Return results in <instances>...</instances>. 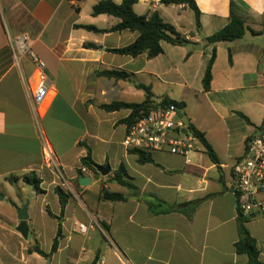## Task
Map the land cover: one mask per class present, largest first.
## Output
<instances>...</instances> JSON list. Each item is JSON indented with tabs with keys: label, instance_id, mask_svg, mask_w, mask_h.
I'll use <instances>...</instances> for the list:
<instances>
[{
	"label": "crops",
	"instance_id": "1",
	"mask_svg": "<svg viewBox=\"0 0 264 264\" xmlns=\"http://www.w3.org/2000/svg\"><path fill=\"white\" fill-rule=\"evenodd\" d=\"M99 2L0 0V264H94L97 257L96 264H247L248 256L235 249L240 234L233 169L246 154L247 141L264 129V0H195L200 31L187 5L137 0V15L157 12L192 43L162 42L163 53L154 59L112 52L133 44L139 34L112 32L120 20L94 16ZM232 12L260 34L248 31L241 40L216 45L211 89L206 92L203 79L214 46L205 39L222 30ZM22 36L46 64L49 96L34 108L30 92L35 67L16 50ZM113 70L126 72L130 79L99 76ZM138 85L151 88L157 105L165 97L184 103L181 117L205 135L219 164L200 144L190 163L157 152L151 155L154 163L140 164L137 154L126 151L125 121L132 110L107 112L99 106L143 103L146 95ZM46 147L61 176L47 163ZM88 148L96 165L110 167L108 176L82 166ZM122 165L135 188L114 180ZM30 173L41 181V193L23 179ZM82 178L90 184L82 186ZM57 187L70 196L64 213ZM105 191L125 200L104 201ZM194 203L193 209L172 210ZM25 204L27 240L17 231L16 208ZM59 224L62 236L50 259L29 253L37 242L49 254ZM245 226L264 264V217L250 218Z\"/></svg>",
	"mask_w": 264,
	"mask_h": 264
},
{
	"label": "trees",
	"instance_id": "2",
	"mask_svg": "<svg viewBox=\"0 0 264 264\" xmlns=\"http://www.w3.org/2000/svg\"><path fill=\"white\" fill-rule=\"evenodd\" d=\"M162 4L169 6V5H187L195 12L196 18V27L197 30L200 31L201 29V13L197 7L195 0H161ZM137 3V0H123L121 4H116L113 0H100V2L94 6L93 8V15H108L118 18L120 23L117 24L115 27L112 28V32H123V31H130L136 32L139 34L137 40L122 49L113 50L115 54H119L122 56H129V57H139L141 55H146L148 59H154L158 57L160 54L163 53L162 42H167L172 45H191V41H189L185 36L180 34L176 28L166 23L157 12L150 13L148 15L139 16L134 11V6ZM235 3L232 1L231 9H234ZM87 30L100 33L102 31L98 30L95 27L91 26H84ZM250 31L253 35H259L260 32L253 31L249 29L246 25L244 19L237 17L234 13H231L230 22L219 32L215 33L214 35L205 39V42L208 45H213V53L212 57L209 60L205 76L203 79V87L206 92L210 91L211 89V82L213 79V64L216 60V45L219 43L225 42H235L241 40L245 37L246 33ZM87 47H89L87 45ZM91 48H96L94 45H91ZM99 76L107 77L114 80H129L130 76L126 72L121 71H103L99 73ZM139 89L145 92L146 98L143 103L140 104H128L123 102H115L111 104H102L99 107L107 112H115L120 109H131L132 113L129 118L125 121L128 126L133 125L137 121H139L144 115L150 114L152 111L157 110L159 107L161 109H167L171 106L175 107L178 111L179 115H181V111L184 109V103L176 102L170 100L169 98L165 97L162 99L159 105L153 102V94L151 92V88L138 85ZM243 118L248 120L245 116L241 115ZM249 121V120H248ZM264 127V123H263ZM189 130L195 135L199 141V144L205 149L207 155L210 157L212 162L215 164H219V158L215 153L213 147L210 143L206 140L205 135L198 131L193 125L188 126ZM139 156V163L146 164V163H154L151 156L147 155L143 152L137 153ZM82 166L93 173L100 175L96 170L95 162L92 160L91 149L88 148L87 156L81 160ZM79 177L83 176L82 169L78 171ZM129 175L124 165H122L119 170L114 175V180L121 186L135 188L129 181ZM23 179L33 185L38 193H41L40 184L41 181L38 179L35 173L26 174ZM56 194L59 197L60 204H61V212L64 213V210L69 202L70 196L60 187L56 188ZM104 201H111V202H122L125 200L122 194L117 193H109L105 191L103 196L101 197ZM197 203L194 204H186L182 206H175L172 207L173 211H182L185 207H195ZM193 209V208H191ZM49 215L53 217L50 211ZM249 217L243 216L239 214L238 217V227H239V234L240 239L235 244V249L238 254H244L248 256L247 264H262L259 261L260 251L257 246V241L250 235L249 231L247 230L245 224L249 221ZM62 236V226L59 224L57 237L54 240L52 250L49 254L44 253L37 242H35L29 249V253H38L39 255L50 259L58 250L59 246V239ZM98 261V257L95 260L96 264Z\"/></svg>",
	"mask_w": 264,
	"mask_h": 264
},
{
	"label": "built area",
	"instance_id": "3",
	"mask_svg": "<svg viewBox=\"0 0 264 264\" xmlns=\"http://www.w3.org/2000/svg\"><path fill=\"white\" fill-rule=\"evenodd\" d=\"M16 50L17 54L27 55L35 67V84L30 92L34 108L44 103L49 96L46 64L35 54L27 36L17 39ZM15 58L18 60V56ZM185 129L189 130L175 107H159L128 126L123 147L128 152H143L150 156L157 152H167L181 156L190 163V157L196 152L199 141L191 131L187 135L181 134ZM44 156L49 166L61 176L50 147H46ZM232 193L239 214L249 218L264 217V129L247 141L246 154L233 169ZM80 230L84 232L85 227L81 226Z\"/></svg>",
	"mask_w": 264,
	"mask_h": 264
},
{
	"label": "water",
	"instance_id": "4",
	"mask_svg": "<svg viewBox=\"0 0 264 264\" xmlns=\"http://www.w3.org/2000/svg\"><path fill=\"white\" fill-rule=\"evenodd\" d=\"M196 48L198 50L201 49V47H199V46H196ZM184 122H185V125L188 127L189 121L187 120V118H184ZM176 132H179V131H176ZM189 133H190V130H188V129L181 131V134H184V135H187ZM96 170L103 177H106L111 173V169L108 165L103 166V167L102 166H96ZM79 182L82 186H88L90 184V179L82 178V179H80ZM27 210H28V204H25L20 208H16L18 220L20 221V224L17 227V231L21 234V236L25 240H27L29 237V227H28L29 216H28Z\"/></svg>",
	"mask_w": 264,
	"mask_h": 264
}]
</instances>
